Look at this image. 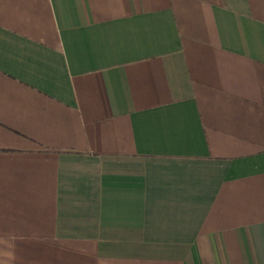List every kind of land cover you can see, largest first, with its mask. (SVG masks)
Listing matches in <instances>:
<instances>
[{
    "label": "crops",
    "instance_id": "obj_1",
    "mask_svg": "<svg viewBox=\"0 0 264 264\" xmlns=\"http://www.w3.org/2000/svg\"><path fill=\"white\" fill-rule=\"evenodd\" d=\"M0 264H264V0H0Z\"/></svg>",
    "mask_w": 264,
    "mask_h": 264
}]
</instances>
